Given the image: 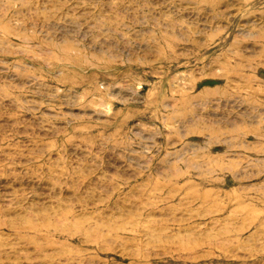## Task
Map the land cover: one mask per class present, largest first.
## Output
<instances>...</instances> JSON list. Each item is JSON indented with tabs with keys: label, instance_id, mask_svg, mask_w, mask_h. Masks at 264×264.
I'll use <instances>...</instances> for the list:
<instances>
[{
	"label": "rangeland",
	"instance_id": "obj_1",
	"mask_svg": "<svg viewBox=\"0 0 264 264\" xmlns=\"http://www.w3.org/2000/svg\"><path fill=\"white\" fill-rule=\"evenodd\" d=\"M0 264H264V0H0Z\"/></svg>",
	"mask_w": 264,
	"mask_h": 264
}]
</instances>
